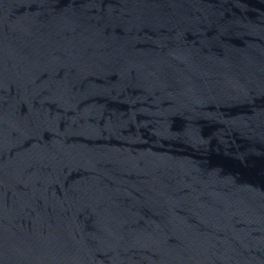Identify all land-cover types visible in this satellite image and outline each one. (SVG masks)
<instances>
[{
	"label": "water",
	"instance_id": "1",
	"mask_svg": "<svg viewBox=\"0 0 264 264\" xmlns=\"http://www.w3.org/2000/svg\"><path fill=\"white\" fill-rule=\"evenodd\" d=\"M0 264H264V0H0Z\"/></svg>",
	"mask_w": 264,
	"mask_h": 264
}]
</instances>
